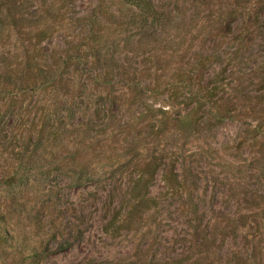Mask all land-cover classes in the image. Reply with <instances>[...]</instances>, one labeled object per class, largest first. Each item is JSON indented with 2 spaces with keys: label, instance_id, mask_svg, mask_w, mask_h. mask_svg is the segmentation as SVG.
<instances>
[{
  "label": "trees",
  "instance_id": "trees-1",
  "mask_svg": "<svg viewBox=\"0 0 264 264\" xmlns=\"http://www.w3.org/2000/svg\"><path fill=\"white\" fill-rule=\"evenodd\" d=\"M77 1L0 0V105L13 89L31 101L39 97L30 107L16 98L6 102L9 109L23 110L19 153L28 162L39 159V168L44 141L66 140L68 162L56 159L53 165L68 177L69 187L94 181L100 164L110 173L114 167L121 170L123 181L108 194L103 215V231L113 239L139 231L147 219L154 221L165 201L178 203L188 218L187 234L179 238L183 244L175 240L172 248H164L169 250L165 256L154 239L144 251L139 248L140 264H264V189L258 186L264 185V58L244 72L238 67L256 43L264 49V0H232L222 10V27L215 33L231 34L233 58L218 49L177 61L178 52L170 47L168 54L161 43L172 29L204 28L197 13L213 0H192L196 13L186 18L167 2L98 0L82 14ZM56 37L62 42L49 49ZM155 50L169 57L164 66ZM140 57L151 58L155 66L139 62L136 68ZM122 80L131 86L118 89ZM91 97L92 108L77 107ZM82 113L100 130L84 127L77 119ZM229 121L237 122L241 133L231 152L223 149L231 158L226 163L239 172L237 161H243L254 178L249 187L238 176L214 172L213 189L228 181L246 190L225 193L216 208L223 192L215 196L214 191L210 204L202 201V178L193 165L197 154L170 148L173 157L165 160L157 149L162 139L214 134ZM158 174L163 192L151 195ZM3 181L11 199L0 210V248L18 263L37 264L38 254L47 249L44 229L34 218L30 232L10 221L39 213L38 208L12 195L20 191L16 177L5 175ZM151 231L147 227L143 234Z\"/></svg>",
  "mask_w": 264,
  "mask_h": 264
},
{
  "label": "rangeland",
  "instance_id": "rangeland-1",
  "mask_svg": "<svg viewBox=\"0 0 264 264\" xmlns=\"http://www.w3.org/2000/svg\"><path fill=\"white\" fill-rule=\"evenodd\" d=\"M97 1L78 0L77 10L82 14L87 13L94 7ZM191 1L154 0L156 3L167 2L170 4V7L181 9L185 14V18L189 14L196 13V9ZM231 2L233 1L213 0L209 6L202 7L197 13L196 19L199 20V24L203 25L204 28L200 29L198 25L197 27L185 28L184 30L172 29L167 34V37H165V42L161 43V46L166 49L168 54L170 51H173L170 47L178 52L173 58L174 61L180 58L187 60L194 54L201 52L212 53L218 49H221L227 56L233 58L234 56L229 54L231 50V43L229 41L231 34L227 33L223 35L221 32L215 33L217 26L222 27L220 18L222 10L227 9L228 4ZM61 42L62 40L56 37L52 44H48L47 46L49 49H52ZM154 54L159 56L157 57L159 58L158 60H164L161 61V65L164 66L165 60H168L169 57H165V54L159 50H155ZM247 56L248 54L244 56L246 57L244 62L238 66L242 69L241 72H244L252 64L255 65L260 60H263L264 49L260 45L257 46L256 43L250 56ZM148 58H137L134 66L138 68L139 62H145L148 66H155L153 65L154 61ZM239 68H234L233 72H236ZM162 70H165V68ZM136 82L142 85L147 84L140 78H137ZM130 86L128 81L122 80L118 85V89L126 90ZM34 96L31 101L29 96H22L18 90L13 89L9 93H5L4 99L1 101L0 210L5 202L11 199L10 195L8 196V189L3 179L5 175L14 176L17 179V188L20 191H14L16 193L12 195H16V197L22 200H27L35 208H38L39 213L34 212V214L17 220L14 218L10 223L12 225L17 223L24 225L25 230L30 232L32 224H30L29 219L34 218L39 228L44 229L43 231L47 237L44 240L47 244V249L44 250L46 252L42 250L38 254V258L36 259L37 264H140L139 258L142 252L138 251L139 248H141V251H144L154 239L160 241L163 246L162 248L159 247L162 249L160 253L165 254V256L168 255L169 250L164 248H172V243L175 240L178 242L179 238H184L187 234L186 224L188 218L178 203L172 200L165 201L159 213L155 216L154 221L147 219L139 231L126 232L113 239L103 231V215L108 203V194L117 189L123 181V172L121 170L114 167L113 169L117 170L112 169L110 173L107 171L106 165L100 164L98 165L99 168H97V175L94 181L78 187H69L68 177L59 175L55 171V165H53V161L56 159L68 162L69 153H66L67 151L65 150V146L68 144L66 140H54V137H49L48 140L44 141L46 152L44 151L43 158L40 159L39 168L37 167L38 163H36L39 159L28 162L26 155L24 156L19 153L24 145L21 136V125L24 119L22 117L23 110H19L18 107L9 109L6 106V102L10 99L15 100L14 98H16L20 100L18 101L19 103L22 102L23 106L27 105L30 107L35 99H39L36 94ZM94 100L95 98L91 97L87 100L88 103H79L77 107L85 108L88 105L89 108H92ZM81 115L83 116L82 118H80ZM81 115H77V119L79 122L82 120L84 127L91 129L92 132L100 130L98 127L99 123L93 119L89 121V115L84 116V113ZM16 132L18 133L16 134ZM240 133L239 124L229 121L217 129L214 134L195 135L188 140L183 139L179 134H175L169 141L162 139L157 152L165 155V160L173 157L169 151L170 148L180 153L187 151L195 152L197 155L193 165L199 168L197 170L202 178L200 188L205 191L202 201L210 204L214 191L216 193L215 196L223 192L220 197L219 195L216 197L214 204L217 208L220 203L219 198L224 196L225 193L229 196L233 191L236 193L239 191L245 192L246 190L237 185H232L231 187L228 181H222L217 189H213V182L211 181H213L216 174L214 172L223 170L219 172L221 176H238L241 179L240 183L248 184V186L253 182L254 174L250 170V167L246 169L243 161L239 160L237 161L240 164L239 172L233 171L226 163V161L231 160L229 153L223 152V149L228 150V148H232ZM73 138L70 142H72ZM98 138L101 139L102 137ZM79 140V138H75L76 142H79ZM34 142L35 140L33 139L32 145ZM50 145L56 147L48 148ZM55 150H59L56 155H54ZM231 151L232 149L228 150V152ZM247 155V150H245L243 157H247ZM177 168L178 170L180 169L179 165ZM200 168L202 169L200 170ZM68 173L70 174L69 171ZM231 180L234 181V179ZM258 186H262L259 188L264 189L263 184ZM161 192H163V184L161 176L158 174L155 184L151 189V195H157ZM222 205H225V202H222ZM157 221L158 224H155L154 222ZM147 227L151 228V233L143 234ZM7 232L9 233V231ZM178 244H183V241H179ZM0 264L21 263L16 262L11 253L1 247Z\"/></svg>",
  "mask_w": 264,
  "mask_h": 264
}]
</instances>
